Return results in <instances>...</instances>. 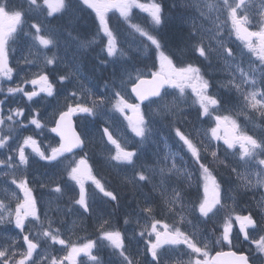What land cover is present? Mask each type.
<instances>
[{
	"label": "snow or ice",
	"instance_id": "1",
	"mask_svg": "<svg viewBox=\"0 0 264 264\" xmlns=\"http://www.w3.org/2000/svg\"><path fill=\"white\" fill-rule=\"evenodd\" d=\"M27 2L30 9L39 10L42 7L38 3V0H27ZM252 2L253 0H222V3L215 5L207 3L209 13L215 8L217 10L222 9L225 14L223 23L220 22L219 16H217L211 21L212 28L205 29V31L212 33L211 39L215 41V47L211 43L205 44L206 37L198 30H195V25L193 26L194 30L191 36L195 38L193 50L198 53L200 58L208 61L214 53H218V55L224 57L225 66L228 68L232 66L229 61L235 60L236 57L233 50L227 45L225 37L226 27L228 28L229 35L234 33L236 38L244 43L248 51L256 55L257 60L260 61L259 68L250 67L248 71H245L237 64L236 70L240 75L239 80L235 76H232L222 86H227L229 90H235L237 93H240L244 107L264 117V90L259 86L264 85V7L255 12V16L258 19L253 21L250 18ZM70 3L71 0H43V6L47 7V15L49 16L56 12L66 11ZM82 4L87 5L88 8H91L96 13V17L100 22V29L103 31L104 36L107 37L106 52L109 57L123 55L117 48V37L108 23L107 13L109 11H118L120 16L127 21L132 9L138 8L149 14L153 26H160L165 22L164 5L158 2V0H152L150 4L141 3L140 0H82ZM195 6L199 10V4L197 3ZM200 15L210 19L202 10H200ZM24 18V11L10 5L9 0H0V80H12L13 69L8 65V44L18 28L22 27ZM254 22L257 25V30L252 31L250 30V26ZM130 26L142 37H146L150 41L151 46H154L159 60V71L152 72L151 79L141 78L140 74L136 75L135 79L138 82L131 88V92L135 94L139 103H129L120 92H114L116 102L112 104V108L121 114H124L125 109L131 110L134 114L133 117L126 118L129 121L132 132L141 138V143L145 141L147 134L151 132L149 126L151 119L155 116H161V118L169 116L172 118L175 137H178V141L182 142L181 147H186L187 152L190 153L191 158L198 166L197 171L201 174L204 181L203 196H198L196 204L198 219L205 223L214 221L217 216H220L227 205L221 194V185L217 182L209 167L210 164L220 161V146L219 144L213 145L212 147L215 150H209V145H211L212 141L218 142L223 139V143L226 145V148H224L225 153L229 149H235L239 145V158L243 161V165L247 166L253 163L257 152L264 154V139L254 138L252 135L241 131L240 125L233 116L222 114L226 111L225 106L231 103V101L227 97L219 98L216 94L210 93L211 84L209 80L205 79L199 66L187 64L186 66L177 67L170 56L166 55L162 50L164 46L161 39L139 25L132 24ZM31 27L35 28L34 39L38 41L39 45L45 49L53 45L54 41L52 39L39 35L41 31L39 25L33 24ZM83 46H87V44ZM54 61L55 57L45 56L46 65L53 64ZM25 62L33 63L34 61L26 60ZM126 75L129 79H132L131 72L126 73ZM68 78V75L60 76L58 81L63 83ZM22 83H30L33 85V90L25 91L24 87L18 84L15 87L7 88V93L11 96H15L18 93L22 94L23 97L27 98L28 102H32L40 93H45L48 97L57 94L56 84L43 72L37 74L32 79L22 81ZM37 85L40 86L39 90L36 89ZM105 87L107 88L108 85H105ZM168 88L177 89L180 97L184 96L186 88H191L192 93L195 95L193 103L198 105V117H209L215 120L216 126L205 131V136L209 142L208 145L197 144L180 127L175 126V122L181 119L183 108L175 100L171 101V103L167 102V97L173 95L167 91ZM242 89L247 90L242 91ZM3 90V88H0V91ZM86 91H88L89 96H92L90 90ZM70 95L76 97L77 93L72 92ZM145 101H149L146 106L149 110L147 114L140 107ZM103 104V98L93 99L90 105L80 100L66 104L64 110L58 113V119L54 121L55 127L50 129L51 132L56 133L60 137L59 146L52 147L51 149H42L40 142L31 135L23 137L22 141L17 142L15 146L9 144V140L13 139L14 126L17 128L27 127L25 120H27L28 124L34 125L36 129H43L45 125L38 118L39 112H35L33 115L32 110L29 109V115L26 117L23 107L9 108L8 113L4 115V100H0V130H3L5 127L7 128V134H0V149L7 148L10 151H15L16 154L15 158L12 155H8L6 160H0V166L9 169L22 168L23 170H27L30 162L29 157L32 153L49 163L57 161L63 163L60 158L64 157L66 153H72L77 148L83 149L85 146V141L81 139L80 134L73 127L72 118L80 114L95 116L97 115V108ZM153 105L162 108L163 112H153ZM239 114L244 113L241 112ZM224 124L231 126L230 137H222L220 135V127ZM103 134L107 136L108 142L115 146L116 154L111 156L110 159L116 161L117 166L135 167L137 153L122 147L107 127L103 129ZM28 148L32 150V153L26 154L25 150ZM49 151L50 154H47ZM202 153H207V156H202ZM208 156L212 159L209 160ZM164 160L166 163L159 168L161 188L165 184V177L171 174L183 176L186 182L191 181V173L187 172L183 167L177 166L175 154L166 153ZM168 161H170V165L167 163ZM73 163L75 166H72ZM258 165L261 166V171L255 173L247 168L245 172H237L235 167L232 168L233 172H237V178L242 181L239 187L247 189L257 185L264 186V159H260ZM3 174L9 175L7 171ZM67 174L68 179L74 181L79 187L78 198L73 203L79 205L84 213L90 212L88 193L85 188L86 179L90 180L104 197L109 198L110 201L118 202V196L113 191L108 190L101 180L92 174L91 166L88 164L86 158H81L78 162H71ZM253 177H255L254 181ZM129 182L151 183V177L145 175L143 171H139ZM11 183L23 192V202H20L17 197V206L14 211H11L0 200V224L5 222L14 224L15 229L19 230V234L7 246L0 245V264H44L45 261H47V264H65V261L76 264V258L81 254L88 256L91 260H97V257L92 253V249L96 247L95 241H88L76 246L62 238L58 228L52 227V221L48 217L47 212H41L40 208L37 207V199L33 195V189L29 186L27 176L18 180L13 174ZM43 186L41 185V187ZM52 190L57 194L63 195L62 188L59 185L55 186ZM13 195L15 196V193ZM162 198L168 205L169 212H174L176 205H182L183 201L181 190L178 188H173L171 195H168L165 190L162 192ZM258 206L262 210L259 219L255 218L252 213H248L247 215L235 214L234 210L226 216H221L219 224L220 232L214 242L226 244L229 246V251L218 252L215 258H211L207 242H198L193 236L182 231L179 227L156 219L153 214V206L146 202L145 207L141 209L142 212L146 213L143 217L144 222L141 224L140 220H137V224L140 225L138 235L148 238L145 240V251L150 254L148 264H164V253L172 246L178 245H185L191 250V253L195 254V258L190 260L189 264H254L247 253H238L232 251L231 248L234 246V240H239L242 235L244 241L255 245L256 251L264 253V199L258 202ZM176 215L180 223L185 222L186 217L184 215L180 213H176ZM26 221L29 227H26ZM188 222L191 223V221ZM104 223H107V221H104ZM124 223L127 224L128 220L126 219ZM37 224L40 226L41 231L37 236L33 237L31 226ZM45 224H47V228L44 227ZM237 224L239 227L234 235V228ZM100 230V238L108 241L117 250L119 256L122 257L121 264H136L131 255L128 254L123 233L117 230H105L103 224L100 225ZM151 237H154V239H151ZM41 239L50 242L52 245H61L65 249H70V251L63 258L47 256L41 247ZM16 243H20V249L15 247ZM166 246L168 247L166 248ZM222 257L229 259L225 262L221 259Z\"/></svg>",
	"mask_w": 264,
	"mask_h": 264
},
{
	"label": "rangeland",
	"instance_id": "2",
	"mask_svg": "<svg viewBox=\"0 0 264 264\" xmlns=\"http://www.w3.org/2000/svg\"><path fill=\"white\" fill-rule=\"evenodd\" d=\"M23 0H20V2ZM27 1V0H26ZM82 4V1H78ZM141 3L150 4L152 0H140ZM158 2H160L158 0ZM28 3V2H27ZM38 3L43 5V0H38ZM200 3L204 6L206 11L207 9V3L213 4V0H200ZM217 3H222V0H217ZM216 3V4H217ZM171 6V2L169 3ZM70 6V5H69ZM83 7H85L88 14L96 20L98 24V35H95V37H89L86 38V40H91V43L83 41L81 39H78V47L76 48V56H74L76 59L79 57H82L85 55L86 52H88L89 49L93 47V52L91 54V60H96L98 57H100V68H112L113 64H111L113 61L109 63H102V59H104L105 55H107L106 52V46L104 49H102L99 52V47L102 45V42L107 45V37L104 36L103 31L100 29V22L99 19L96 17V13L91 9L88 8L87 5L82 4ZM45 9L48 11L47 7L44 6ZM261 7H264V0H253L251 9L252 12L250 14V18H252L254 21L258 19V17L255 16V12L259 10ZM69 8V7H68ZM172 8V6H171ZM17 9V8H16ZM137 10V12L141 13L140 16L143 19H149L151 23V18L147 12H143L138 8H133L132 11ZM173 9V8H172ZM184 9V8H181ZM25 13L24 23L23 27L27 24V21H32V17H34V14L27 9L23 10ZM131 11V13H132ZM209 13V12H208ZM219 16L220 22L223 23L225 19V14L223 10H217L214 11V19ZM115 19L119 21V25L123 27L125 31H128L132 34V36L135 39L140 40L146 51L147 55H150L151 57H155V61L149 60L148 64V58L144 57L143 60L137 61L139 65H142L144 67H150L155 64L154 69L151 68H138L134 71H131L132 73V79H129L126 75L124 70V74L119 75L120 78L123 80V82L114 83H105L100 90L91 87L90 83L84 82L81 79L83 78L82 73H80V70L82 69L81 66L83 65L81 61H79V64L74 63V60L72 58H68L65 55V52L61 49L67 48L65 45V40H57L56 38H53L54 41L53 45L49 46L47 49H45L43 46L38 44V41L34 39L35 35V28L33 27H26L23 29V32L20 36V41L18 40L13 49V53L16 55L15 59L19 60L21 63L20 65V71L17 72V74L12 73L13 81H15V86L20 84L22 87H24L25 91H31L33 90V85L30 83H22V81H26L24 79L27 78V80L34 78L37 74L43 72L44 74H47L49 76V79L56 84L57 86V94L48 97L45 93H40L38 97H35L32 102H28L26 97H23L22 94H16L15 96H11L7 93V88L11 87L10 85H7L6 87H2L4 90L0 91V100H4L3 105V114L6 115L5 110L10 108V100H14V106L17 108V104H22L23 108L25 109V116L27 117L29 115V109L32 110V114L34 115L35 112H39V117L41 119V122L45 125L43 129H36L34 125L28 124L27 120H25V124H27V127L23 128H17L14 126V131L12 133L13 139L9 140V144L15 146L17 142L22 141L23 137L26 136H33L34 139L40 142V146L42 149H51L52 147H58L57 139L53 136L50 129L54 127L55 123L54 121L58 118V113L61 110H64L65 105L69 103H73L77 100L85 101L89 105L91 104V101L88 99V91L90 90L92 93L91 98L92 99H104V106L97 108V115L95 116H88L86 114H80L77 116H74L78 121V127L80 128V132L82 134V137L84 138L87 148L89 144V149L85 152L83 155H77L73 157H67L66 154L64 157H61L60 160L63 161V163L57 161V162H47L44 160H41L38 156H36L34 153H32V150L30 148L26 149V154L32 153L29 157V166L27 170H23L22 168L17 169H9L4 166H0V188L4 189L3 195L0 194V200H2L5 205L7 206L8 210L14 211L17 206V197L19 198L20 202H23V192L20 191L16 185L11 183V179L13 178V174L15 175V178L22 179L24 176H27L29 180V186L33 189V195H36V192L38 190H44L46 193L41 194V198H39V201H37V207L40 208L41 212H47L48 217L52 221V227L58 228L60 230V234L62 238H64L68 243L79 246L84 243H87L88 241H97L100 244V247L96 248V251L100 253V255L95 254L97 257V260H91L86 255H79L76 258V264H121L122 257L119 256L117 250H115L108 241L102 240L101 237V230L100 225L103 224V228L105 230H117L124 234L125 236V245L128 249V254L131 255V257L134 259L136 264H148V261L150 260V254L146 253L145 248V240L148 239L147 237H140L138 235L140 231V225L137 224V220H140V223L142 224L143 217L146 215V213L142 212L141 209L145 207L146 202L150 203L154 208V215L156 219L161 220L162 222H166L169 225L179 227L182 231L186 232L190 236H193L194 239L198 242H207L208 243V251H211L213 249V241L210 238L211 236L219 235L220 228V220L221 216H226L230 212L234 210L235 214L239 215H247L251 212V209L244 203L239 202L233 195L232 192L225 191L221 188V194L224 198V201L226 203V207L221 212L220 216H217L214 221L211 222H202L200 219H198V212L194 211L193 208L189 205H186L183 203L182 205H176L174 212L168 211V205L164 202V199L162 198V192H159L160 185L153 183L152 188L147 184V182H138V183H132L129 184L131 187L130 195L134 196L135 199H128L129 204L133 205L136 210L133 212L134 214L126 215L123 213L120 214L121 219L123 220L122 224L119 223L114 226L115 222H118V219L116 217V213L114 210L107 208L106 210L101 211L102 207L105 204H108L111 206V203L116 204V202L110 201L109 198L104 197L102 193L99 192L98 189L95 188V186L91 183L90 180H85V188L88 193V203L90 207L89 213H84L83 209L80 208L79 205H75L73 201L78 198V192L79 187L75 184L74 181H71L68 179V170H69V164L73 161L78 162L81 158H91V153L95 152V147H102L106 145L108 142L107 136L103 134V129L107 127L110 132H112L113 137H115L117 134L116 132L119 130V127L117 126L120 119L124 118L126 121V125L129 127V134L132 135L133 139H141L140 137H137L135 133L132 132L131 127L129 126V121L126 117H133V113L129 109H125L124 114H121L120 112H117L113 110L112 104L116 102V97L114 96V92H120L122 96L129 102V103H135L130 95V88L131 86L136 82V75L140 74L142 77H147L152 74V72L159 71V60L157 58V54L155 52L154 46H151L150 41L146 39V37H142L138 32L134 30L130 25L132 23L129 22V19L126 21L123 17L120 16V13L116 10L109 11L107 13V19L109 26L113 29V32L115 34V29L111 22L112 19ZM133 24L139 25L141 28H144L145 30L149 31L146 26L143 24L137 22L140 21L138 18L135 19L132 17V14L129 17ZM213 18H208V20L205 21L211 22ZM76 22V21H75ZM79 22V21H77ZM194 20L190 22L189 19L184 20L183 23L186 24V27L193 26ZM199 23V22H198ZM34 24V23H33ZM36 24V23H35ZM37 25V24H36ZM80 28H82L81 23L78 24ZM152 27L157 30H153L152 34L157 35L160 34V31L158 29L162 28L160 26H153ZM40 26V33L39 35H43L46 32V28L41 23ZM173 31L172 33H169L166 35L165 40L167 44L170 46L171 49L177 48L178 50H170L165 43V40H161L163 46H164V52L166 55L170 54L168 52H182L184 56L190 55L191 51V40L195 39L191 36V32L188 31L186 33L182 32V28L179 24H176L172 27ZM20 28H18L19 30ZM65 29V33L70 30H75L74 23L72 22L71 26H68ZM196 30L205 31V28H197ZM188 36H187V35ZM81 34H79L80 36ZM205 39V44L211 43L213 47H215V41L211 39V35H209L208 32L205 31V34H203ZM44 36V35H43ZM117 39L118 36L116 35ZM225 37L227 39V45L229 47V34H228V28H225ZM51 39V38H50ZM34 43H37L34 45ZM237 43V41H236ZM87 44V46H83ZM124 44V43H123ZM193 46V44H192ZM20 47V48H19ZM118 48V45H117ZM133 50H137L133 47ZM10 51V47L8 46V52ZM235 57L236 59H241L245 52H242L238 49V44L236 45L234 49ZM196 53V52H195ZM172 54V53H171ZM45 56L47 57H55V61L53 64L46 65L45 64ZM121 56V55H118ZM149 56V59H150ZM194 56H197L198 59L201 62H204L207 66L210 64L213 67V55L210 57L208 61H205L203 58H200L198 53H196ZM218 55L216 53L215 62L220 66H225V60L224 57ZM102 58V59H101ZM117 59V57H114V60ZM26 60L34 61L33 63H26ZM9 61V60H8ZM230 64H232L231 61H229ZM189 64H193L196 66H200L204 70V65H198L195 63V59H192ZM187 64H185L186 66ZM90 71L96 69L98 70L99 67L97 65L89 64ZM217 72V71H215ZM118 73H121V70H118ZM68 75V79L65 80L63 83H60L58 81V78L60 76ZM205 79L209 80L211 86L213 87V70L210 73H203ZM113 78L115 77L114 72L110 74ZM4 83H10L9 80H0V84L3 85ZM12 83V82H11ZM105 85H108L106 88ZM39 85L36 86V89L39 90ZM264 90V89H262ZM210 93L215 94L216 92L213 91V89L209 90ZM72 92H76L77 96L72 97L70 94ZM169 93H172L173 95H170L167 97V102L171 103V101L175 100L178 105H182L183 110H185L187 105L192 104V101L195 100V95L192 93L191 88L185 89V99L184 96L182 98H179V93L177 89H172L168 91ZM225 92V90H223ZM221 93V92H220ZM192 99V101H191ZM243 107V106H242ZM142 111H144L146 114L148 113L147 108H141ZM147 109V110H146ZM152 111H160L163 112L162 108H158L157 105L152 106ZM244 115L246 116V120L244 122L245 125H248L249 129H255L258 133H261L264 135V127L258 124L259 122L263 121L262 116L260 117H252L250 116V112L252 114H257L256 112H253L247 108L244 107ZM247 113V114H246ZM225 115H230L229 113H222ZM233 116V115H231ZM168 116H164L161 119H165ZM237 120V123L240 125V120L238 116H233ZM152 121L154 120L151 119ZM250 120V122H249ZM264 122V121H263ZM11 123V122H7ZM116 125V126H115ZM170 127V126H169ZM248 128H245L243 131V127L240 125V129L243 132H246ZM126 129V128H124ZM220 129H225L227 131H231V126L228 124L221 125ZM260 129V130H259ZM173 130V127L171 129ZM1 134H7V128L5 127L3 130H0ZM222 137H225L223 133L220 134ZM249 135V134H248ZM118 139L124 143L118 135ZM256 138V137H254ZM220 144L223 145L226 148V145L222 144L223 139H221ZM132 144L122 143V147L126 148L130 151V147ZM108 152L106 154V158L103 151H100L98 153L100 158L103 161L108 160L111 164L116 165L114 160H111L110 157L114 156L116 154L115 147L113 145H107ZM230 150V149H229ZM50 154V151L47 153ZM203 154V153H202ZM8 155H12L15 158V151H10L7 148L0 149V160H6ZM108 155H110L108 157ZM207 155V154H204ZM262 155L261 153L257 152V156L260 157ZM261 159H264L262 157ZM117 163V162H116ZM170 165V162H168ZM72 166H75L74 163ZM97 174H94V171L92 169V174L95 175L98 179L101 180V182L105 185V187L108 190H111L114 192V189L119 192V195L122 196L124 191L122 188H125L127 184L125 185H117L115 183H111L110 180L104 179L102 175H104L101 168L97 166ZM109 170V168H108ZM253 173L260 172L259 169H255L254 167H251L249 169ZM7 171L9 175H4L3 173ZM140 170H137L139 172ZM246 170H243L242 172H245ZM147 174H153V171L148 169L146 171ZM102 174V175H101ZM127 178L126 176H124ZM132 178L129 179V181ZM255 180V177H253V181ZM129 181L127 183H129ZM41 185H44L41 187ZM59 185L62 188L63 195L55 193L52 189ZM121 186V187H120ZM211 187V185H209ZM260 187L264 186H255L254 189L251 191V194H257V192L261 189ZM165 191V189H164ZM15 193V196L13 195ZM115 193V192H114ZM167 193V192H166ZM191 193L189 191L181 190V195L185 199H189L191 197ZM260 201L264 199L263 194H259ZM38 197V196H35ZM119 198V197H118ZM249 200V199H248ZM259 201V202H260ZM259 207V206H258ZM260 208V207H259ZM176 213H180L186 217V220L184 223L179 222V218L176 215ZM96 216L95 219H86L89 217ZM103 217H110V218H103ZM30 219V218H29ZM43 219V216H42ZM128 220V223L125 224L124 221ZM104 221H107V223H104ZM188 221H191L189 223ZM26 227H29L28 222L26 221ZM45 228H47V224L44 225ZM239 225L237 224L234 228V235L236 230H238ZM99 228V229H98ZM89 229H96L95 231H85ZM32 236L35 237L38 235V233L41 231L40 226L32 225L31 226ZM19 234V230L15 229L14 224L10 223H2L0 224V245L7 246L9 243L12 242L13 239L17 238ZM242 237V235H241ZM151 239H154V237H151ZM214 240V238H213ZM41 247L44 250V254L47 256H54L57 258H63L68 254V251L70 249H65L61 245H52L50 242L45 241L44 239L40 240ZM234 246L232 248H235L239 250L244 245L241 243V238L239 240H234ZM249 246V247H247ZM246 248L249 250H254L255 245L248 244ZM15 247L17 249H20V243H16ZM168 246H166L167 248ZM217 247H220V244L215 245V249H218ZM222 248V247H220ZM229 248V247H228ZM22 250V249H21ZM260 252H255L254 255L257 257L259 256ZM195 258V254L191 253V250L188 249L185 245H178V246H172L169 248L168 251L164 253L163 256V262L164 264H189V261ZM257 264H264L263 260L259 257L257 259ZM44 264H47V261L44 262ZM65 264H71L70 261H65Z\"/></svg>",
	"mask_w": 264,
	"mask_h": 264
},
{
	"label": "trees",
	"instance_id": "3",
	"mask_svg": "<svg viewBox=\"0 0 264 264\" xmlns=\"http://www.w3.org/2000/svg\"><path fill=\"white\" fill-rule=\"evenodd\" d=\"M9 3H10V5H12V6H14L15 8H19V6H20V4H19V0H9ZM14 4V5H13ZM18 6V7H17ZM20 9V8H19ZM81 11H82V8L81 7H77V6H74V8H73V15L74 16H79V17H81V18H87L86 20H88V21H92V18H89V17H87V15L86 14H80L81 13ZM116 70H117V68H116ZM101 72V75H102V77H103V79L101 80V81H106V76L107 75H109L108 73L106 74V73H104V72H102V70L100 71ZM116 72V71H115ZM117 72H118V70H117Z\"/></svg>",
	"mask_w": 264,
	"mask_h": 264
},
{
	"label": "water",
	"instance_id": "4",
	"mask_svg": "<svg viewBox=\"0 0 264 264\" xmlns=\"http://www.w3.org/2000/svg\"><path fill=\"white\" fill-rule=\"evenodd\" d=\"M77 149H79V148H77Z\"/></svg>",
	"mask_w": 264,
	"mask_h": 264
}]
</instances>
